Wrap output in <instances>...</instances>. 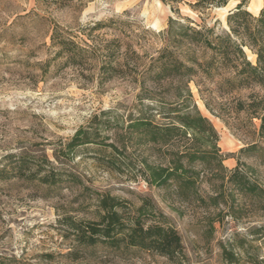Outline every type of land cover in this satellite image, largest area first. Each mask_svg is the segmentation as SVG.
<instances>
[{
    "label": "trees",
    "instance_id": "16d2710c",
    "mask_svg": "<svg viewBox=\"0 0 264 264\" xmlns=\"http://www.w3.org/2000/svg\"><path fill=\"white\" fill-rule=\"evenodd\" d=\"M89 1L35 0V8L45 13H80ZM161 1L174 6L184 0ZM231 1L238 3L229 12L223 30L172 16L167 28L159 32L144 27L129 33V22L121 18L97 21L76 30L36 14L38 22L50 21L45 32L50 39V59L46 64L79 70L83 76H87L85 71L97 68L101 83L123 78L139 89L138 103L122 118L120 126L113 127L112 110L103 111L94 115L91 123L81 126L65 148L71 151L92 144L112 148L114 154L123 155L129 166L135 167L134 179L141 178L164 190L167 198L176 202H197L209 209L224 205L225 214L237 222L247 216L243 211L249 204L262 202L264 208V187L252 182L239 166L229 170L224 165L219 133L199 109L191 88L194 82L213 113L215 109L204 99L206 85L215 84L222 95L262 88L263 94L252 92L247 101L239 99L234 109L258 119L260 136L264 137V8L255 15L248 9L249 0H195L192 7L220 8ZM34 12L32 9L20 18ZM105 28L112 31V37H106L109 31L96 33ZM148 35L155 36L161 44L153 53L148 49L152 46ZM246 49L256 56L255 62ZM217 116L223 118L218 112ZM107 139L113 141L106 143ZM153 154L157 158L154 162L149 160ZM53 156L60 161L56 152ZM10 157L19 160L0 168V179L19 174L51 188L62 186L65 181L46 151L40 156L42 162L36 165L30 163L32 157L26 151ZM106 160V164L116 162ZM67 176L74 183L83 182L74 173ZM203 183L208 184V190L202 187ZM95 195L92 218H63L72 236L67 257L75 261L87 254L94 258L107 254L129 258L144 252L164 257L169 264H194L180 230L154 198L143 196L139 205L129 206L109 193ZM174 210L180 212L176 207ZM215 215L210 212L204 217L207 238L214 235L216 223H222ZM220 246L223 258L230 264H264V225L248 227L246 236L235 233L233 249H227L222 241ZM12 261L27 264L16 257Z\"/></svg>",
    "mask_w": 264,
    "mask_h": 264
},
{
    "label": "rangeland",
    "instance_id": "374dc122",
    "mask_svg": "<svg viewBox=\"0 0 264 264\" xmlns=\"http://www.w3.org/2000/svg\"><path fill=\"white\" fill-rule=\"evenodd\" d=\"M194 1L184 0L172 6L161 0H91L80 13L70 10L45 13L35 8V0H0V168L14 165L19 159L10 155L23 151L31 155L29 161L36 165L42 162L40 156L46 151L65 177L57 188L32 182L19 174L11 173L0 179V264H17L12 261L14 257L27 264H169L164 257L144 252L129 258L116 254L94 258L87 254L75 261L67 257L72 236L63 218H92L95 209L92 197L96 193H109L129 206L139 205L143 196L154 198L180 230L194 264H230L223 258L220 242L233 249L235 233L246 236L248 227L264 225L262 202L249 204L243 211L247 216L237 222L225 214L224 205L209 209L197 202H176L167 198L164 190L141 178L134 179L135 167L129 166L123 155L114 154L112 148L97 144L78 146L71 151L65 148L81 126L91 123L94 115L103 111L112 110L113 127L120 126L122 118L138 103L139 89L123 78L101 83L97 68L85 71L87 76H83L79 70H62L54 63L46 64L50 59V39L45 32L50 21L38 22L36 14L76 30L97 21L121 18L129 22V33L144 27L159 32L167 28L171 16L223 30L229 12L238 3L231 1L225 10L195 9ZM263 8L264 0H249L248 9L255 15ZM32 9L35 12L29 17L20 18ZM108 31L105 28L96 33ZM110 33L107 38L112 37ZM148 38L152 43L148 49L153 53L161 44L153 35ZM251 60L255 62L256 56ZM205 87L204 99L216 113L207 108L197 86L191 83L199 109L219 133L224 165L229 170L239 166L252 182L264 187V137L260 136V121L234 109L239 99L247 101L252 92L263 94L262 88L222 95L213 83ZM112 141L107 139L106 143ZM54 152L60 161L55 160ZM108 158L116 159V164H106ZM156 159L154 154L149 158L152 162ZM71 173L83 182L74 183L67 176ZM202 187L208 190L207 183ZM233 195L239 198L236 192ZM221 210L224 212L220 214ZM210 212L217 213L215 217L222 219V223H216L217 230L207 238L204 217Z\"/></svg>",
    "mask_w": 264,
    "mask_h": 264
},
{
    "label": "bare ground",
    "instance_id": "6f19581e",
    "mask_svg": "<svg viewBox=\"0 0 264 264\" xmlns=\"http://www.w3.org/2000/svg\"><path fill=\"white\" fill-rule=\"evenodd\" d=\"M218 10H225L226 8L225 7H220V8H217ZM247 50V53H248V57L251 59L253 57H255V55L249 50V49H246ZM218 120V119H217Z\"/></svg>",
    "mask_w": 264,
    "mask_h": 264
}]
</instances>
